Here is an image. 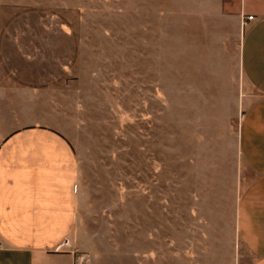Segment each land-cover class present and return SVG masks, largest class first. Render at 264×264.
<instances>
[{
    "label": "rangeland",
    "instance_id": "374dc122",
    "mask_svg": "<svg viewBox=\"0 0 264 264\" xmlns=\"http://www.w3.org/2000/svg\"><path fill=\"white\" fill-rule=\"evenodd\" d=\"M213 0H0V107L47 124L79 167L88 264H249L244 15ZM231 7V6H230Z\"/></svg>",
    "mask_w": 264,
    "mask_h": 264
},
{
    "label": "crops",
    "instance_id": "0c3cea01",
    "mask_svg": "<svg viewBox=\"0 0 264 264\" xmlns=\"http://www.w3.org/2000/svg\"><path fill=\"white\" fill-rule=\"evenodd\" d=\"M202 8L220 19L254 15L240 44V65L250 94L239 139L251 176L237 210L240 238L264 264V0H213ZM231 6V7H230ZM79 167L69 140L39 122L18 123L0 107V264H74L87 250L78 232Z\"/></svg>",
    "mask_w": 264,
    "mask_h": 264
},
{
    "label": "built area",
    "instance_id": "2783aa9c",
    "mask_svg": "<svg viewBox=\"0 0 264 264\" xmlns=\"http://www.w3.org/2000/svg\"><path fill=\"white\" fill-rule=\"evenodd\" d=\"M254 15H248L245 19H243V23L247 24V21L253 20ZM89 262V254L85 251H78L75 253L74 264H88Z\"/></svg>",
    "mask_w": 264,
    "mask_h": 264
}]
</instances>
